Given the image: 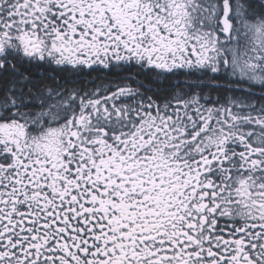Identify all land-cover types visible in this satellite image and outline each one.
Listing matches in <instances>:
<instances>
[{
  "label": "snow or ice",
  "instance_id": "snow-or-ice-1",
  "mask_svg": "<svg viewBox=\"0 0 264 264\" xmlns=\"http://www.w3.org/2000/svg\"><path fill=\"white\" fill-rule=\"evenodd\" d=\"M0 264H264V0H0Z\"/></svg>",
  "mask_w": 264,
  "mask_h": 264
}]
</instances>
